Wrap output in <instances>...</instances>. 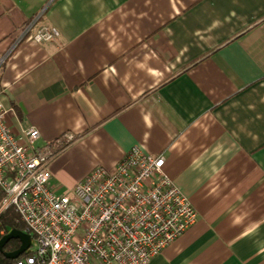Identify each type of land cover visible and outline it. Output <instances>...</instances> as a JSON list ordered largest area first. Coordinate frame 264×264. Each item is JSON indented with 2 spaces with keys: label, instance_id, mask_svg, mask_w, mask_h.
Returning <instances> with one entry per match:
<instances>
[{
  "label": "crops",
  "instance_id": "crops-1",
  "mask_svg": "<svg viewBox=\"0 0 264 264\" xmlns=\"http://www.w3.org/2000/svg\"><path fill=\"white\" fill-rule=\"evenodd\" d=\"M0 100L15 133L72 137L60 192L165 158L198 219L149 264H264V0H0Z\"/></svg>",
  "mask_w": 264,
  "mask_h": 264
},
{
  "label": "built area",
  "instance_id": "built-area-1",
  "mask_svg": "<svg viewBox=\"0 0 264 264\" xmlns=\"http://www.w3.org/2000/svg\"><path fill=\"white\" fill-rule=\"evenodd\" d=\"M59 36L42 26L32 39ZM9 112L0 100V213L13 208L38 246L16 264H149L197 222L192 203L165 174V158L140 147L112 170L96 167L60 192L50 165L72 137L41 146L38 129L9 127Z\"/></svg>",
  "mask_w": 264,
  "mask_h": 264
},
{
  "label": "trees",
  "instance_id": "trees-1",
  "mask_svg": "<svg viewBox=\"0 0 264 264\" xmlns=\"http://www.w3.org/2000/svg\"><path fill=\"white\" fill-rule=\"evenodd\" d=\"M65 146V143H63ZM4 197V192L0 188V207ZM12 229H18L24 232L26 231V226L20 220L19 215L14 211L13 208H10L2 213H0V239L8 234ZM20 241L19 240H11L7 243L4 247L5 252H13L20 248ZM31 251H27L23 256H21L18 260H10L6 258L3 253L0 251V264H16L19 260L23 259L27 255H29Z\"/></svg>",
  "mask_w": 264,
  "mask_h": 264
},
{
  "label": "water",
  "instance_id": "water-1",
  "mask_svg": "<svg viewBox=\"0 0 264 264\" xmlns=\"http://www.w3.org/2000/svg\"><path fill=\"white\" fill-rule=\"evenodd\" d=\"M19 240L20 248L13 252H5L4 247L11 240ZM32 245V237L28 232H24L18 229H12L8 234L4 235L0 239V251L3 255L10 260H18L21 256H23Z\"/></svg>",
  "mask_w": 264,
  "mask_h": 264
},
{
  "label": "rangeland",
  "instance_id": "rangeland-1",
  "mask_svg": "<svg viewBox=\"0 0 264 264\" xmlns=\"http://www.w3.org/2000/svg\"><path fill=\"white\" fill-rule=\"evenodd\" d=\"M37 243L33 241L32 245H31V248L29 249V251H35L37 249Z\"/></svg>",
  "mask_w": 264,
  "mask_h": 264
}]
</instances>
